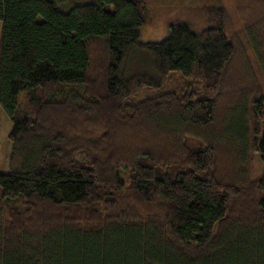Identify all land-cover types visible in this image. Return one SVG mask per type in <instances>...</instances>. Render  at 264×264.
I'll list each match as a JSON object with an SVG mask.
<instances>
[{"label": "trees", "instance_id": "trees-1", "mask_svg": "<svg viewBox=\"0 0 264 264\" xmlns=\"http://www.w3.org/2000/svg\"><path fill=\"white\" fill-rule=\"evenodd\" d=\"M57 2L0 0V264H264V96L225 10L143 42V0Z\"/></svg>", "mask_w": 264, "mask_h": 264}, {"label": "rangeland", "instance_id": "rangeland-1", "mask_svg": "<svg viewBox=\"0 0 264 264\" xmlns=\"http://www.w3.org/2000/svg\"><path fill=\"white\" fill-rule=\"evenodd\" d=\"M59 8L76 3L91 2L94 0H59ZM146 6V23L141 29V41L161 42L168 37V27L174 22H183L190 26L192 31L201 32L209 27L208 11L216 7L226 12V32L229 41L234 46V57L228 71L243 79L251 76L261 87L264 96V0H143ZM1 30V22H0ZM95 57L92 58V63ZM175 77L169 81L166 89L175 90ZM164 89L141 93L139 100L159 95ZM264 129V119H260ZM12 122L0 108V172L9 171V156L11 144L9 134ZM191 144V143H189ZM194 146V143H193ZM254 176L260 173L263 165L255 163ZM126 174V173H125ZM127 175V174H126ZM128 176V175H127ZM127 180V178L125 177ZM12 207L17 203L10 204ZM19 206V204H18Z\"/></svg>", "mask_w": 264, "mask_h": 264}]
</instances>
